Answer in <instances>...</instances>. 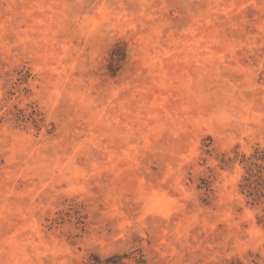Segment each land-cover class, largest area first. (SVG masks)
<instances>
[{
	"label": "rangeland",
	"instance_id": "rangeland-1",
	"mask_svg": "<svg viewBox=\"0 0 264 264\" xmlns=\"http://www.w3.org/2000/svg\"><path fill=\"white\" fill-rule=\"evenodd\" d=\"M263 153L264 0H0V264H264Z\"/></svg>",
	"mask_w": 264,
	"mask_h": 264
},
{
	"label": "trees",
	"instance_id": "trees-1",
	"mask_svg": "<svg viewBox=\"0 0 264 264\" xmlns=\"http://www.w3.org/2000/svg\"><path fill=\"white\" fill-rule=\"evenodd\" d=\"M125 51L121 48L119 55L115 54L113 50L111 54V62L109 64V72L111 75L115 74L116 62L125 58ZM248 160L245 174L241 180L240 188L245 192L246 196L253 204L261 207L260 214L257 217L258 224L264 228V153L260 157H251ZM260 161L262 163H257ZM126 255H113L104 261V264H125L123 259ZM136 264H144L143 259H136Z\"/></svg>",
	"mask_w": 264,
	"mask_h": 264
}]
</instances>
